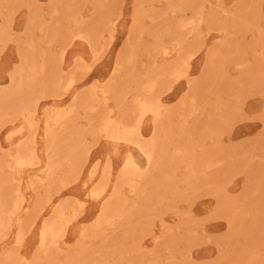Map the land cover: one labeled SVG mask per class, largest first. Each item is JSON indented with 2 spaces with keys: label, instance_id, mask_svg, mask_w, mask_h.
I'll list each match as a JSON object with an SVG mask.
<instances>
[{
  "label": "bare ground",
  "instance_id": "obj_1",
  "mask_svg": "<svg viewBox=\"0 0 264 264\" xmlns=\"http://www.w3.org/2000/svg\"><path fill=\"white\" fill-rule=\"evenodd\" d=\"M111 1L94 0L98 6ZM158 2L166 6V14L172 19L168 32L176 36L174 46L167 50L160 45L157 35L160 22L165 19L153 29L143 26L148 0H125L118 19L121 25L127 26L129 35L119 46L109 81L103 84L94 81L89 92L69 110H58L54 115L41 112L45 123L42 136L57 139L55 145L44 150L37 143L39 128L34 118L40 113L39 101L68 93L73 78H69L64 87L58 82L51 95H45L43 90L34 100H27L28 84L38 77L30 52L23 58L19 71L24 78L23 74L17 79L10 78V85L23 93L17 95L15 91L0 90V130L5 124L19 122L8 130V137L15 131L33 133L30 141L18 144L12 152L0 153V264H102L95 257L101 250L110 256L112 264H191L187 259L191 249L188 234L177 229L176 236L168 239L170 226L141 219L168 208L170 202H177L180 197L194 195L199 186L206 188L211 200L204 206L196 204L193 207L196 214L212 211L216 207L213 195L224 194L225 186L202 182L201 173L209 165L201 161L197 149L204 141L199 142L196 135L192 137L187 133V129L192 128L197 105L204 99L200 86L205 80L193 82L177 71L184 68L188 72L194 55L190 48L180 43L181 11L193 9L195 26L204 36L218 27L228 33L232 27L220 20L198 16L194 0L190 4L186 0ZM123 12L126 13L124 17ZM70 17L78 26L74 17ZM92 18L96 19L98 33L104 29L114 30L115 19L111 16L93 14ZM155 18L158 17H152ZM75 28L62 33L63 44L74 38L90 43L96 33V30ZM144 35L153 37L155 43L142 52L145 59L149 58L150 51L156 50L157 58L167 61L164 72L156 77L136 70L134 42ZM45 65L44 62L40 65L41 72ZM247 101L248 116L254 124L244 132L252 133L259 127V121L254 119L264 116V93L247 98ZM238 102L239 99L222 100L215 110L217 117H222L227 108L239 110ZM78 110L85 116L93 114L85 122L86 128L77 127ZM168 117L175 118L176 132L168 129L165 122ZM50 126H58V131L54 133ZM106 144L125 148L118 161L112 159ZM94 149V153L105 158L102 166L91 161ZM2 150L0 144V152ZM134 154L140 157L143 165ZM97 174L98 188L86 186L82 178L92 182ZM40 187L42 193H37ZM78 188L83 190L85 198L77 194ZM88 199H99L101 206L85 210L83 206ZM232 219L230 214L226 215L228 222ZM124 224H128L126 230L109 241L108 235ZM207 228L228 231V227L216 223L199 228L191 225L190 230ZM116 238L124 242L119 251L113 246ZM177 242L185 247L183 251L175 247ZM250 242L249 237L241 241L236 252L240 263L252 256ZM194 254L199 260H208L206 249L196 247Z\"/></svg>",
  "mask_w": 264,
  "mask_h": 264
},
{
  "label": "rangeland",
  "instance_id": "obj_2",
  "mask_svg": "<svg viewBox=\"0 0 264 264\" xmlns=\"http://www.w3.org/2000/svg\"><path fill=\"white\" fill-rule=\"evenodd\" d=\"M148 1L147 17L142 20V24L153 29L165 19L160 22L157 36L160 45L169 50L176 40V36L168 32V24L172 19L166 14L163 3ZM186 1L191 3V0ZM194 1L197 3L198 16L212 21L220 20L232 27L228 33L220 31L218 27L204 36L195 26L193 9L184 8L181 11L183 28L180 43L190 48L194 55L188 72L184 68L177 71L193 82L205 80L203 86L198 85L204 93V99L198 103L196 114L192 117V128H188L187 133L192 137L196 135L199 142L204 141L197 149L201 161L209 165L201 173L202 182L216 187L225 186L224 194L220 197L213 195L216 207L212 211L196 214L193 209L196 204L204 206L207 200H211L206 188L199 186L194 195L180 197L177 202H170L168 208L150 213L142 217L141 221L163 222L170 226L168 239H173L178 230L188 234L191 249L187 259L191 264H264V116L254 119L259 121V127L254 132H244V129L254 124L248 116L247 98L264 93V0ZM95 3L94 0H0V90L15 91L17 95L23 93V90L10 85V78L17 79L23 74L19 73L23 58L30 52L38 77L28 84L25 94L27 100H34L43 90L45 95H51L58 82H62L61 87H64L69 78L74 81L65 95L58 98L48 96L39 101L40 113L34 121L39 128L37 143L44 150L58 143V140L42 136L45 123L41 112L54 115L58 110H69L89 92L94 81L102 84L109 81L119 55V46L129 35L127 26L121 25V19H118L119 12L125 7V0L104 2L102 6L99 5L100 8L98 2ZM93 14L114 18V30L104 29L98 33ZM123 14V17L126 16V13ZM70 16L74 17L78 26L74 25ZM155 16L159 19H152ZM75 27L80 31L96 30L95 36H92L90 43L74 38L67 39L63 44L62 33ZM134 43L138 73L146 72L153 77L162 74L167 61L157 58L158 51H150L148 59L142 55V52L155 45L154 38L144 35ZM43 62L46 65L41 72L40 65ZM21 77L23 79L24 74ZM228 99H239V110L237 107L227 108L222 117H217L215 110L218 103ZM79 111L76 115L77 127L86 128L85 122L93 114L85 116ZM166 119L168 129L176 132L175 118ZM18 123L5 124L0 130L1 154L12 152L18 144H25L33 138V133L28 131H15L8 137V130ZM57 127L50 126V130L56 133ZM106 147L114 161H118L120 152L125 151L122 146L106 144ZM94 152L95 149L90 154L92 163L102 166L104 156ZM134 157L143 165L137 154ZM82 180L91 189L99 186L98 174L92 182L87 181V178ZM42 190L40 187L36 192L42 193ZM77 194L86 197L81 188H78ZM100 206L99 199H88L83 208L97 209ZM227 214L234 218L232 222L226 220ZM212 223L226 226L228 231H212L208 228L204 231L190 230L191 225L199 228ZM127 227L128 224H124L115 229L108 235L109 241ZM248 237L252 241L250 245L253 253L249 260L245 258L240 263L236 252L241 247V241ZM116 239L113 246L119 251L124 247V242ZM175 247L180 251L185 248L180 242ZM196 247L207 250L208 260L196 258ZM95 257L102 264H112L104 250L98 251Z\"/></svg>",
  "mask_w": 264,
  "mask_h": 264
}]
</instances>
